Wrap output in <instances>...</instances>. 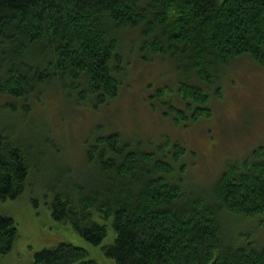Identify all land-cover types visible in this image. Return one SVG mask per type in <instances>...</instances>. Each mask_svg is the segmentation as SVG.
<instances>
[{
	"label": "trees",
	"instance_id": "1",
	"mask_svg": "<svg viewBox=\"0 0 264 264\" xmlns=\"http://www.w3.org/2000/svg\"><path fill=\"white\" fill-rule=\"evenodd\" d=\"M133 50L143 65L164 62L167 80L144 99L162 118L178 128L210 119L225 68L248 58L264 70V0H0V201L40 182L51 216L95 246L108 235L95 216L111 220L116 238L103 252L116 264H264V245L224 230V218L238 229L264 226L263 145L228 160L203 187L188 182L190 155L179 141L125 137L105 122L84 151L79 141L78 171H50L49 153L60 154L50 135L26 125L28 100L56 84L67 103L97 112L137 80ZM18 237L16 220L0 213V261ZM33 261L98 264L68 242Z\"/></svg>",
	"mask_w": 264,
	"mask_h": 264
},
{
	"label": "rangeland",
	"instance_id": "2",
	"mask_svg": "<svg viewBox=\"0 0 264 264\" xmlns=\"http://www.w3.org/2000/svg\"><path fill=\"white\" fill-rule=\"evenodd\" d=\"M135 54L133 50L129 56L132 67L137 70L134 75L137 80L133 84H125L121 95L97 112H90V107L84 105L79 108L73 101L67 103L56 84L40 87L36 96L28 100L32 114L26 125L35 129L37 135H50L57 154H60L49 153L51 172L66 167L72 171L70 174L74 173V169L78 171L83 162L80 142L84 151L86 141L93 139L99 128L107 131L106 124L113 130L120 129L125 137L140 135L143 139L153 140L158 137V142L161 137L168 136L179 141L186 147L188 157L190 155L192 166L188 182L190 185L193 182L202 183L203 187L209 186L212 180V185L215 183L228 160L243 159L254 148L264 146V70L259 71L255 62L239 58L225 68L219 83L222 88L220 86L218 93L211 91L210 94L212 117L178 128L172 119L162 118L156 102L151 106L149 101L144 100L149 87L167 80L164 62L157 58L143 65ZM169 68L175 70L174 64ZM170 77L174 83L180 79L178 73ZM72 162H75V167L66 166ZM32 183L17 200L0 201V213L14 218L19 228V237L13 249L0 264H33L35 253L43 247L65 242L88 250L89 258L98 264H116L103 252V246L116 238L111 220L104 222L98 214L95 216L99 223L108 225L107 238L95 246L80 237L69 224L57 222L47 205L45 187L40 182ZM32 200L36 201V205ZM261 218L264 224V217ZM224 219V230L228 233L240 230L241 236H247L253 243L257 241L258 247L264 245V226L256 227V222H247L238 229L239 224Z\"/></svg>",
	"mask_w": 264,
	"mask_h": 264
}]
</instances>
